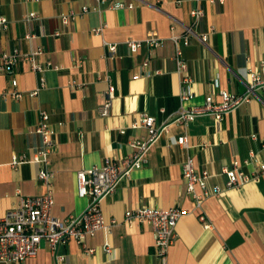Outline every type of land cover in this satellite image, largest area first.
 Returning <instances> with one entry per match:
<instances>
[{"label": "crops", "instance_id": "obj_1", "mask_svg": "<svg viewBox=\"0 0 264 264\" xmlns=\"http://www.w3.org/2000/svg\"><path fill=\"white\" fill-rule=\"evenodd\" d=\"M105 1L98 5V0H0V16L8 20V28L0 34V53L42 50L36 57L41 67L48 61L60 67L42 74L45 87L36 97L0 99V217L17 203V191L24 196L44 192L36 164L11 166L13 155L31 157L40 147V137L34 132L39 110L49 113L55 130L48 168L53 173L52 215L62 220L81 213L88 204L86 197L76 193V172L100 166L107 158L125 156L128 141L143 133L130 127L138 114L147 113L160 124L181 107L202 105L207 95L219 100L221 90L241 94L248 71L264 66V0L204 2V15L195 33L213 31L207 47L192 36L188 45L179 40L183 73L177 71L170 36L183 35V25L189 23L194 7L191 0ZM118 1L133 7L108 9L110 2ZM82 6L90 11L61 24L62 14L81 12ZM97 6L100 12L93 10ZM29 11L38 19L27 24L21 16ZM101 24L106 26L101 35L90 32ZM26 32L33 37L26 40ZM150 32L163 40L159 47L150 49L143 42ZM127 39L142 41L135 54L129 52ZM103 41L116 45L112 58ZM146 61L149 65L143 68ZM12 78L23 92L39 85L38 75L21 61L11 74L0 72V94L10 88ZM73 82L82 87L73 88ZM109 85L114 86V98L109 115L101 117L97 108ZM183 90L190 94L185 100L180 98ZM259 97L220 121L200 116L185 128L170 125L148 152L147 163L101 201L105 220L114 218L119 223L86 239L88 246L95 248L91 255L84 254L73 240L59 246L64 263L162 264L154 254L151 227L122 223L125 210L144 205L183 210L165 264H264V175L240 188L225 189L220 196L208 197L201 210L187 195L181 175L187 155L193 158L197 171L211 174L209 189L225 186L220 170L232 160L242 163L253 152L264 162V92ZM183 134L189 139L187 150L177 144V137ZM255 168L241 166L245 173ZM200 212L209 228L199 222ZM106 244L109 252L104 251ZM22 264H55V259L43 243L37 256Z\"/></svg>", "mask_w": 264, "mask_h": 264}, {"label": "built area", "instance_id": "obj_2", "mask_svg": "<svg viewBox=\"0 0 264 264\" xmlns=\"http://www.w3.org/2000/svg\"><path fill=\"white\" fill-rule=\"evenodd\" d=\"M225 0H191L194 7L190 9V21L183 25V35H171L170 40L175 45L174 61L177 71L183 73L185 70L184 60L181 58L179 49V40L183 39V44L188 45L189 38H197L206 47L209 35L213 31L210 28L208 33L196 34L195 26L203 17V3L217 2L223 4ZM105 0H98V5L104 4ZM180 1H178L179 3ZM132 4L121 2H110L108 9H132ZM100 12L99 6L93 9ZM90 9L82 6L81 12L70 11L60 16L62 25H67L77 18L88 13ZM22 20L29 24L38 19V15L29 11L25 13ZM101 24L97 28H92L91 33L101 35L105 29ZM8 28V20L0 16V34ZM173 30V26L170 27ZM54 35H59L55 32ZM33 37L31 32H26L24 38L29 40ZM143 42L150 48L159 47L163 40L155 32L146 35ZM126 46L131 54H135L140 48L142 41L127 39ZM107 49L108 56L112 58L116 52V45L103 41ZM42 53V50H36L29 53L14 51L12 53H0V72L11 74L16 65L21 62H27L30 70L38 75V84L34 90L23 92L17 88V80H10V88L0 94V99L12 98H34L45 87L43 73L47 70L58 71L59 66H55L48 61L41 67L36 62V57ZM79 65V64H78ZM149 62L143 63V68H147ZM158 73V72H154ZM150 74H148L149 76ZM182 82L186 83L188 79L183 76ZM73 88L82 87L81 84L73 82ZM264 92V66L260 70H249L245 82V90L241 94H233L227 91H219V100L212 96H206L202 105L190 108H179L166 121L157 124L155 118L147 113L138 114L137 118L131 124L132 129H141V136H137L128 141L129 152L119 159L112 160L107 158L100 166H93L88 169H82L76 172V188L79 197H86L88 204L79 214H70L62 220L52 215L53 201V173L49 170V155L53 151L55 130L50 123L49 113L46 110H39L34 132L40 137V147L31 157L26 154L13 155L11 166L15 167L24 163H34L38 166L37 179L44 188L40 195L19 196L17 203L0 217V262L9 264H22L25 260L35 258L45 243L54 255L55 264H65V255L58 252L59 246L70 240L75 241L86 255L94 253L95 248L88 246L86 239L93 237L96 232L103 230L109 231L117 225V219L111 218L108 222L105 220L101 210V201L113 194L119 182L127 179L135 170L142 168L147 163V154L155 146L160 135L168 132L170 125L177 124L184 128L200 116H211L216 121H220L223 116L232 112L238 107L249 104L253 99H260L259 94ZM103 102L98 106L99 116L106 117L110 113L111 104L114 98V86L109 85L105 92ZM188 90H183L180 95L181 100L189 98ZM124 133V130H119ZM252 138H255L252 136ZM177 144L184 149L190 147L189 139L186 134L177 137ZM242 165H256V168L250 172L242 171ZM220 174L225 176V186H213L209 189L207 182L211 174L207 170L197 171L194 166V160L187 155L181 164V175L185 181L186 193L195 203V207L201 210L205 199L212 196H220L225 189L240 188L250 181L257 180L264 175V162L259 161L253 152L241 162L232 160L229 166H223ZM199 189V192H197ZM183 215V210L179 207H173L168 210L153 208L149 206H138L124 211L122 223L132 226L137 223H145L151 227L153 235L154 254L165 264L167 252L176 238V226ZM205 228H209L203 214L198 216ZM104 251L109 252L108 244L104 246Z\"/></svg>", "mask_w": 264, "mask_h": 264}]
</instances>
